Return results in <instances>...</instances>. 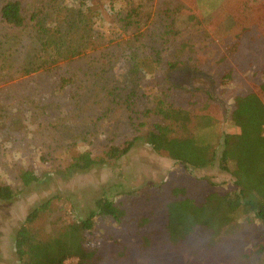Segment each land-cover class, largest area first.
I'll use <instances>...</instances> for the list:
<instances>
[{
    "label": "rangeland",
    "instance_id": "obj_1",
    "mask_svg": "<svg viewBox=\"0 0 264 264\" xmlns=\"http://www.w3.org/2000/svg\"><path fill=\"white\" fill-rule=\"evenodd\" d=\"M66 1L76 5L80 0ZM139 1L143 4L136 15L143 22L136 35L142 34L138 45L133 44L132 50L137 54L134 58L128 50L119 54L124 37L116 27V19L110 25L111 21L108 23L105 17L94 25L103 34V57L112 49L119 55L112 54L110 65L103 64V69L99 58L93 55L95 52L72 62V67L62 62L56 68L16 76L6 74V68L0 69V182L19 189L17 167H29L39 177L13 200L0 201V264L17 262L14 251L17 228L32 208L53 196L64 198L54 201L57 207L54 216L66 219L67 215L71 219L83 218L102 194L125 209L119 222L95 218L87 239L98 250V264H253L259 247H264V228L259 222H246L242 216L225 226L212 241L203 230H195L175 245L168 243L164 206L173 197V188L183 189L184 195L197 202L207 191L224 192L232 188L231 176L216 165L192 169L155 152L138 139L115 165H95L85 171L63 170L72 152L90 150L94 155L102 154L108 146L142 131L141 122H154L156 117L151 114L146 117L144 110L152 106L157 95L166 92L177 105L191 111V127L196 137L220 150L222 133L234 130L229 120L234 96L252 92L257 84L264 83V16L257 22L227 13L219 23L225 34L222 39L215 38L203 23L172 37L166 35L167 19L160 10L172 6L175 0ZM181 1L185 14L179 17V22L206 16L221 0ZM247 1L253 6H264V0ZM114 3L120 6L121 1ZM92 4L102 15L108 13L100 0H92ZM12 34L11 28L0 23L2 59L10 51L23 56L28 36L12 43ZM181 42L189 47L178 57V66L167 70L166 64ZM4 65L5 62L0 67ZM66 68L79 72L80 77L60 88L58 78L68 74ZM100 71L104 81L99 86L109 85L115 91L113 94L104 91L103 98L110 97L113 101L96 96L81 100L87 77ZM169 84L172 91L168 90ZM125 94L129 98L125 99ZM207 105L214 107L209 120L200 115ZM93 116H96L94 123ZM70 210L73 212L68 214ZM50 219L42 221L47 232L54 229ZM261 255L264 259L263 252ZM75 260L70 258L64 264Z\"/></svg>",
    "mask_w": 264,
    "mask_h": 264
},
{
    "label": "trees",
    "instance_id": "obj_2",
    "mask_svg": "<svg viewBox=\"0 0 264 264\" xmlns=\"http://www.w3.org/2000/svg\"><path fill=\"white\" fill-rule=\"evenodd\" d=\"M100 1L108 10L105 16L93 7L92 0H80L76 5L66 0H0V23L13 30L10 42L18 43L23 35L28 36L23 56L10 51L5 59L0 58V65L5 62L0 69L6 68V74L13 76L27 75L56 68L62 62L71 65L93 52L103 69V64L110 65L112 54L119 55L128 50L131 57L137 56L132 48L134 43L138 45L137 40L142 32L138 36L136 33L141 29L143 19L136 15V11L143 2L118 0L121 4L115 6V0ZM237 2L238 5L236 0H221L206 16L179 22V17L185 14V6L181 0H175L172 6H164L160 10L167 19L164 21L166 35L178 37L182 30L203 23L215 38L222 39L225 34L219 23L227 13L246 16L257 22L263 18L264 6H253L247 0ZM110 14H113L112 19ZM105 17L109 19L108 23L111 21L110 25L116 19V27L124 37L120 41L119 54L112 49L107 57L102 54L103 34L94 28L95 22ZM188 47V43L181 42L174 49L173 60L165 63L167 70L178 66V57ZM68 68L65 69L68 74L58 78L60 88L80 77L79 72L68 71ZM86 81L85 86H78V89L82 87L81 100H91L96 96L113 101L110 97L103 98L104 91L112 94L115 91L109 85L99 86L100 81H104L101 71L87 77ZM168 90H173L170 84ZM124 98H129V94H125ZM213 109L212 105H207L200 115L209 120ZM144 113L146 117L155 116L156 120L152 123L141 122L139 125L144 127L142 131L119 144L108 146L102 154L94 155L90 150L72 152L66 158L63 170L85 171L95 165H115L119 158L130 151L134 141L141 139L155 152L166 154L186 167L201 169L216 165L232 178L231 189L224 192L207 191L199 202L184 195L181 188L172 189L173 197L164 206V228L169 244L179 243L195 230H203L212 241L225 226L240 216L248 223L259 222L264 228V83L257 84L252 92L234 96L233 108L229 113L234 130L222 133L218 144L220 150L209 141L196 137L191 127L193 114L177 105L168 92L157 95L152 106ZM95 120L96 116H93L92 123ZM16 175L20 188L0 182V201L13 200L31 183L39 180L29 167H17ZM57 198L64 200L62 196H53L38 203L17 228L14 235L15 264H64L70 258H76L70 264H98V250L89 245L87 239L96 223L95 218L100 216L119 222L124 217L125 209L108 195L102 194L94 201V208L88 210L83 218L71 219L67 215L66 219L65 216H54L57 213L54 203ZM48 218H52L49 221L54 229L47 232L42 221ZM258 252L253 264H264L261 255L262 252L264 254V247L260 246Z\"/></svg>",
    "mask_w": 264,
    "mask_h": 264
}]
</instances>
